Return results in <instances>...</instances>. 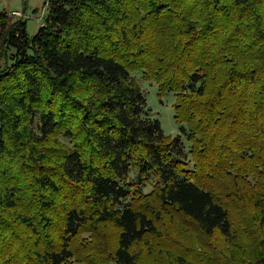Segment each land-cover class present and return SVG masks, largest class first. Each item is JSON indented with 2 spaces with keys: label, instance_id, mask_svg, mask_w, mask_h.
<instances>
[{
  "label": "trees",
  "instance_id": "obj_1",
  "mask_svg": "<svg viewBox=\"0 0 264 264\" xmlns=\"http://www.w3.org/2000/svg\"><path fill=\"white\" fill-rule=\"evenodd\" d=\"M45 7L33 37L0 12V264H205L167 243L175 220L205 245L251 234L222 264H264V0Z\"/></svg>",
  "mask_w": 264,
  "mask_h": 264
},
{
  "label": "rangeland",
  "instance_id": "obj_2",
  "mask_svg": "<svg viewBox=\"0 0 264 264\" xmlns=\"http://www.w3.org/2000/svg\"><path fill=\"white\" fill-rule=\"evenodd\" d=\"M45 1L46 0H0V12L5 11L9 16L12 12H19L22 17L12 18V20L14 22L21 19L25 20L27 22L28 33L33 37L38 33L44 23V18L48 13L47 7H45ZM10 54L14 55L15 51H11ZM133 78L144 91L148 107L152 111L153 117L160 120L164 134L171 138L180 135V124L175 120V94H167L163 98H160L158 96V87L155 82L147 81L142 73L134 74ZM183 136L181 137V140L184 141L186 153H188L190 152L191 144L188 142L186 136ZM145 192H151V187L145 189ZM248 218L251 226L252 212L249 213ZM188 228L191 227L188 226ZM166 229L174 239L167 241L171 246L180 245L184 239L189 238L190 236L187 241L193 239L192 241H194L193 245L195 249L205 257V264H222L228 262L234 255H236L237 258L247 261L250 254H252V236L250 233V236H246L243 233L236 234L235 232L236 235L234 236L235 239L233 242H231V239L226 240L216 234L214 237L208 239L205 245L200 240L201 236L193 233V231L189 229H185L182 222L177 223L176 220L169 221ZM244 230H247V228Z\"/></svg>",
  "mask_w": 264,
  "mask_h": 264
},
{
  "label": "built area",
  "instance_id": "obj_3",
  "mask_svg": "<svg viewBox=\"0 0 264 264\" xmlns=\"http://www.w3.org/2000/svg\"><path fill=\"white\" fill-rule=\"evenodd\" d=\"M11 18H21L22 15L19 12H12L11 13Z\"/></svg>",
  "mask_w": 264,
  "mask_h": 264
}]
</instances>
